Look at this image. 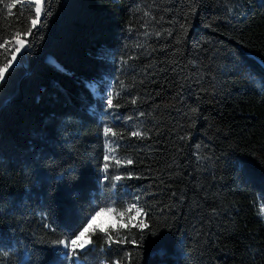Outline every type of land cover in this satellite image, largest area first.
Masks as SVG:
<instances>
[{
	"label": "trees",
	"instance_id": "trees-1",
	"mask_svg": "<svg viewBox=\"0 0 264 264\" xmlns=\"http://www.w3.org/2000/svg\"><path fill=\"white\" fill-rule=\"evenodd\" d=\"M29 8L0 0V43ZM43 8L0 81V264H77L53 242L134 201L147 228L95 229L79 264H264V0Z\"/></svg>",
	"mask_w": 264,
	"mask_h": 264
},
{
	"label": "snow or ice",
	"instance_id": "snow-or-ice-1",
	"mask_svg": "<svg viewBox=\"0 0 264 264\" xmlns=\"http://www.w3.org/2000/svg\"><path fill=\"white\" fill-rule=\"evenodd\" d=\"M21 2L23 4H28L30 6V8H29L30 11L32 10L31 5L34 4V11L32 13V18L30 19V25L27 26L26 31H24L22 33L19 31L15 32L13 39H15L16 45H18V46H16L14 48V50L12 49L9 40L5 39L3 41V43H0V49L4 50V55H5V61L3 63H0V81H3L5 79L6 73H8L9 70L12 67H14V64L16 62H18V60H17L18 54L22 53V51L29 45L30 41L27 39V37H29L32 34L33 29H35L37 24L40 22L42 12L44 11L43 5L46 3V0H21ZM8 7L11 8L12 5H8ZM146 15H148V14L146 13ZM181 27L183 28V26H181ZM185 31H186V29H185ZM156 35H160V33H156ZM21 36H24L25 38L21 39L20 38ZM132 102L135 103L136 102L135 99ZM107 104L109 107L118 106V105L113 104V98H112L111 93L108 94ZM141 115H143V113H141ZM104 131H105V135H107L109 132L112 131V129L105 128ZM113 134L115 135V133H113ZM131 135L132 136H141V135H145V133H141L139 131H136V132H132ZM104 159H105V161H107L109 159L108 155H105ZM127 163L131 164L132 160L129 159L127 161ZM108 168H109V165L107 163H105V165H104L105 173H107ZM122 178L123 177H121V176H115V177H112L111 179H113L115 181H119ZM109 179H110V177L107 174H105L104 180H109ZM113 187H115V185H113ZM96 207H99V206H96ZM133 207H135V206L133 205ZM100 211H104V209L101 208ZM109 211H111V209H109ZM142 213H143L142 209H137V212H136L137 216L142 215ZM261 214L264 215V207L261 208ZM96 215H99V212H96ZM121 215H123V214H121ZM94 219H95V215H92L91 219H88L87 223L84 224L81 227V229L78 231V233H76L74 235V238H70L68 240H58V241L53 242L54 244L63 245L64 249H65V256L73 258L74 260L77 261V264H79L77 258L92 243V241L89 237H90V234L95 232V228H93V225H92V220H94ZM96 227L98 228L99 226H96ZM123 227H127V225H123ZM138 227L147 228V224L141 221L139 223ZM101 231L104 232L105 234L108 233V229H101ZM109 239H110V237H109ZM121 242H123V241H121ZM133 243H135V241H133ZM114 264H119V262H114Z\"/></svg>",
	"mask_w": 264,
	"mask_h": 264
},
{
	"label": "rangeland",
	"instance_id": "rangeland-1",
	"mask_svg": "<svg viewBox=\"0 0 264 264\" xmlns=\"http://www.w3.org/2000/svg\"><path fill=\"white\" fill-rule=\"evenodd\" d=\"M20 38L24 39L25 37H20ZM16 46L18 45H16V42L14 39L12 42V49L14 50ZM24 50L22 51V53L24 52ZM20 54H18L17 60ZM48 58L50 60H53L50 56ZM108 86H109V83H108V80L106 79H100L99 81H91L89 83V89L91 90V92L101 97H108V94L110 93V88H111ZM106 155H108L109 159L112 157L111 148L108 143H107ZM133 205L135 207H133ZM101 208H103L104 211H100ZM101 208H98L97 210H95V212H93V214H91L88 218V219H91V216L95 215V219L92 220V225H93V228L95 229L101 230V229L107 228L108 226L115 227V226H118L119 224L120 225H125V224L137 225L142 221L143 216H144L143 213L140 216L136 215L137 209H141L137 201L130 203L126 207L125 211H122V212H117L111 205H107ZM109 209H111V211H109ZM96 212H99V215H96ZM96 226H99V227L97 228ZM61 247L65 251L64 246L61 245ZM100 264H106V262L101 261Z\"/></svg>",
	"mask_w": 264,
	"mask_h": 264
}]
</instances>
